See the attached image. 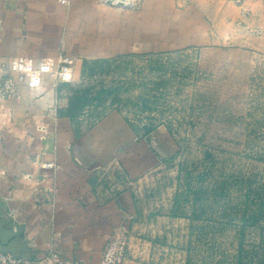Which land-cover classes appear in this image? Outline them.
Returning <instances> with one entry per match:
<instances>
[{
	"label": "crops",
	"instance_id": "1",
	"mask_svg": "<svg viewBox=\"0 0 264 264\" xmlns=\"http://www.w3.org/2000/svg\"><path fill=\"white\" fill-rule=\"evenodd\" d=\"M67 1L0 0V84L16 57L74 61L72 81L44 76L40 87L20 83L18 98L0 100V218L21 231L27 260L55 250L99 264L108 240L127 231L125 264H145L152 251L138 231L134 183L173 147L114 107L89 103L72 117L84 65L231 42L264 50V0H140L136 9Z\"/></svg>",
	"mask_w": 264,
	"mask_h": 264
},
{
	"label": "rangeland",
	"instance_id": "2",
	"mask_svg": "<svg viewBox=\"0 0 264 264\" xmlns=\"http://www.w3.org/2000/svg\"><path fill=\"white\" fill-rule=\"evenodd\" d=\"M75 92L172 144L134 183L145 264H264V50L119 56L85 71Z\"/></svg>",
	"mask_w": 264,
	"mask_h": 264
},
{
	"label": "built area",
	"instance_id": "3",
	"mask_svg": "<svg viewBox=\"0 0 264 264\" xmlns=\"http://www.w3.org/2000/svg\"><path fill=\"white\" fill-rule=\"evenodd\" d=\"M63 3L67 0H61ZM101 4L122 9H136L140 0H99ZM73 59L67 54H60L56 58H46L39 63L25 57L13 58L7 77L0 84V100L18 98V84L26 83L32 88L42 85L44 76H50L59 82L73 80ZM45 167H54V163L44 164ZM129 248L127 231L112 236L106 243L99 264H125ZM89 264L82 260L74 262L63 259L55 250L39 260H23L10 253H0V264Z\"/></svg>",
	"mask_w": 264,
	"mask_h": 264
},
{
	"label": "water",
	"instance_id": "4",
	"mask_svg": "<svg viewBox=\"0 0 264 264\" xmlns=\"http://www.w3.org/2000/svg\"><path fill=\"white\" fill-rule=\"evenodd\" d=\"M20 230H15L6 225V221L0 218V253H10L18 258L27 260L26 244L19 240Z\"/></svg>",
	"mask_w": 264,
	"mask_h": 264
},
{
	"label": "trees",
	"instance_id": "5",
	"mask_svg": "<svg viewBox=\"0 0 264 264\" xmlns=\"http://www.w3.org/2000/svg\"><path fill=\"white\" fill-rule=\"evenodd\" d=\"M108 60H95L92 62H86V64L84 65V72L88 71V70H92L94 68V66L103 64L105 62H107ZM104 90H101L100 92H103ZM99 92V93H100ZM90 100L87 97V95L84 94H78L76 93L71 99H70V104H69V109L68 112L72 117H75L76 115H78L82 108L89 104ZM152 129L148 128L146 131L150 132ZM261 212H264L263 209L260 210Z\"/></svg>",
	"mask_w": 264,
	"mask_h": 264
}]
</instances>
